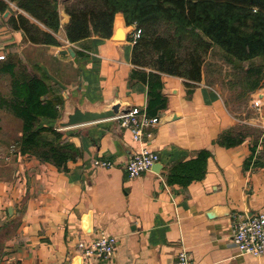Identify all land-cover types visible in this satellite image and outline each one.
Masks as SVG:
<instances>
[{"label": "crops", "instance_id": "crops-1", "mask_svg": "<svg viewBox=\"0 0 264 264\" xmlns=\"http://www.w3.org/2000/svg\"><path fill=\"white\" fill-rule=\"evenodd\" d=\"M8 4L0 11L2 60L15 55L28 71L38 73L34 65L43 71L49 93L59 96L58 116L40 117L38 123L53 127L59 138L45 135L71 143L77 153L57 165L21 152L22 120L0 106V117L16 119L13 127L0 125V136L6 138L0 139V264H177L182 248L193 264H264V254H242L232 241L237 216L264 212V133H248L231 146L217 142L221 134H235L242 122L252 121L235 112L218 84L207 81L203 66L201 80L189 86L184 77L162 74L166 108L155 114L159 120L147 142L159 153V162L131 179L123 165L139 143L117 116L132 106L146 107L147 85L130 79L131 31L122 14L116 15L109 38L92 34L69 42L64 33L69 15L59 11L61 44H39L31 53L25 51L30 42L23 32L7 22L14 7ZM118 27L126 32L124 38L113 37ZM9 88L8 81L7 95L0 96H10ZM247 94L262 106V119H256L264 128V84ZM113 105L118 111L110 117L69 122L77 110L104 112ZM252 147V163L245 168ZM201 149L210 152L205 177L187 187L168 184L172 164L194 158ZM98 158L114 166L95 169L92 162ZM256 158L259 166L253 164ZM103 235L117 238L114 253L85 259L77 241Z\"/></svg>", "mask_w": 264, "mask_h": 264}, {"label": "trees", "instance_id": "trees-1", "mask_svg": "<svg viewBox=\"0 0 264 264\" xmlns=\"http://www.w3.org/2000/svg\"><path fill=\"white\" fill-rule=\"evenodd\" d=\"M11 1L29 14L14 11L7 18L12 28L23 32L25 40L33 44H61L56 37L60 27L56 0H0V11L8 8ZM64 8L69 15L64 25L69 42L92 34L109 38L118 13L123 14L126 24L137 21L141 31L132 44L134 68L130 79L147 85L149 115L166 108L162 74L184 77L188 86L201 80L204 57L212 45L235 61L264 60V0H66ZM34 69L38 73L28 71L15 55L0 59V73L9 77L10 85V96H0V106L12 110L22 120L18 139L21 152L63 165L75 158L77 150L71 143L49 139L46 132L55 139L60 133L38 123L40 117L58 116L59 96L54 91L49 93V80L39 67L34 65ZM262 75L260 66L248 67L244 79L246 91L261 86ZM245 128L235 134L223 133L217 142L226 146L239 144L246 134H253L245 132ZM254 150L252 147L245 168L252 163ZM209 156L207 149H201L194 158L174 162L166 175L167 183L187 187L202 180ZM259 159L253 164L259 166Z\"/></svg>", "mask_w": 264, "mask_h": 264}, {"label": "built area", "instance_id": "built-area-1", "mask_svg": "<svg viewBox=\"0 0 264 264\" xmlns=\"http://www.w3.org/2000/svg\"><path fill=\"white\" fill-rule=\"evenodd\" d=\"M140 29L134 28L130 34L133 44L140 35ZM4 55L0 54V59ZM252 106L261 107L258 101ZM120 126L129 129L134 141L139 143V148L126 160L123 167L131 179L150 171L152 166L159 162V153L148 148V138L153 136L152 128L158 123L157 115H149L146 107L132 106L127 112L117 116ZM15 149V145L11 146ZM95 169H109L114 162L109 159H95L92 162ZM232 241L237 250L246 255L260 257L264 254V212L252 216H237L232 226ZM80 254L85 259H107L115 251L117 238L112 235H103L93 239H79L76 243ZM177 264H193L190 252L182 248L176 256Z\"/></svg>", "mask_w": 264, "mask_h": 264}, {"label": "rangeland", "instance_id": "rangeland-1", "mask_svg": "<svg viewBox=\"0 0 264 264\" xmlns=\"http://www.w3.org/2000/svg\"><path fill=\"white\" fill-rule=\"evenodd\" d=\"M56 2L58 10L61 11L62 14L66 13L64 8L66 0H56ZM11 3H13L14 5V7H12L13 12H21L25 15H29L26 11L19 8L15 4V2L11 1ZM126 26L130 27L131 32L132 30H134V28H139L137 21H132L130 24H126ZM60 31H62L61 22L57 33H59ZM38 47H40L39 44L30 43L29 47H27L25 51H30L31 53H34V51L36 50L32 48ZM45 55L46 53L40 54V56H43L45 57V59H47V56ZM31 66L32 65L30 64L29 67ZM252 66L261 67L263 75L260 79V82L264 84V60L262 58H254L249 62L235 61L232 58H229V56L226 55L218 46L212 45V47L204 57L203 70L207 81L218 84V89L223 91L226 100L233 101L232 108L235 110V112L240 113V115L242 116L246 115L245 117L247 118L245 119H249V121H252L248 122V120L244 119L245 121L241 123V128L246 127L245 129L247 131L245 132L252 131L258 136L261 132L264 133V128H262V126H259L261 124L260 120L259 125H257V119H260L263 114L262 106L259 108L252 106V99L250 98V96L248 97V91H246L247 87L244 85V79H246V70L248 67ZM8 81L9 77L0 73V93L2 95H7ZM2 117L3 116L0 117V125H3V123L6 125L9 124L8 127L10 128V126L13 127L16 124V119L9 117H3L2 119ZM0 139L6 140V138H2L1 136Z\"/></svg>", "mask_w": 264, "mask_h": 264}, {"label": "water", "instance_id": "water-1", "mask_svg": "<svg viewBox=\"0 0 264 264\" xmlns=\"http://www.w3.org/2000/svg\"><path fill=\"white\" fill-rule=\"evenodd\" d=\"M125 36H126V32L124 31L122 27H118L116 31L113 33V37L117 39L124 38ZM66 51L67 50L65 49L64 52ZM117 111H118L117 105H113L111 109L106 110L104 112H81L77 110L75 113L70 115L69 122L74 123L77 121H88V120H94V119H98L102 117H110L114 115ZM156 165L157 164H154L152 166V169H155Z\"/></svg>", "mask_w": 264, "mask_h": 264}, {"label": "bare ground", "instance_id": "bare-ground-1", "mask_svg": "<svg viewBox=\"0 0 264 264\" xmlns=\"http://www.w3.org/2000/svg\"><path fill=\"white\" fill-rule=\"evenodd\" d=\"M118 24H121V22L119 20H117Z\"/></svg>", "mask_w": 264, "mask_h": 264}]
</instances>
